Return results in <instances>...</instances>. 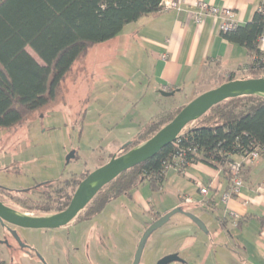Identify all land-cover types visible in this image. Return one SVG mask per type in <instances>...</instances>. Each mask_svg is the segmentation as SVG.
Segmentation results:
<instances>
[{"label":"trees","instance_id":"1","mask_svg":"<svg viewBox=\"0 0 264 264\" xmlns=\"http://www.w3.org/2000/svg\"><path fill=\"white\" fill-rule=\"evenodd\" d=\"M162 0H0V129L12 128L62 94L64 83L75 75L90 50L117 37L124 27L161 9ZM230 42L244 45L250 62L247 77L264 76V3L251 21L222 32ZM31 48L39 60L28 50ZM225 71L227 81L239 79ZM74 78V76H73ZM185 104L150 120L132 144L118 155L152 137L171 121ZM201 126H193L195 123ZM257 151L264 158V95H241L214 105L190 122L176 140L154 157L119 174L106 184L70 222L88 220L108 202L132 198L136 189L149 184L160 191L170 167L183 172L188 165L206 163L221 169L232 181L228 164ZM178 157V159H176ZM249 165V164H248ZM244 166L243 178L245 179ZM91 170L59 183L49 182L41 195L31 196L0 188V200L19 205L22 212L46 215L65 209L82 179ZM162 215L159 214L155 219ZM69 223V224H70ZM241 224V221H239Z\"/></svg>","mask_w":264,"mask_h":264},{"label":"crops","instance_id":"2","mask_svg":"<svg viewBox=\"0 0 264 264\" xmlns=\"http://www.w3.org/2000/svg\"><path fill=\"white\" fill-rule=\"evenodd\" d=\"M180 1V9L159 10L145 15L127 24L120 33L124 37L125 49L136 60L140 79L147 80L149 84L145 93L153 88L159 93L161 90H176L196 96V88L211 65L218 66L224 72L247 74L246 66L251 60L248 49L223 36L220 29L221 19L208 15L201 23H197L191 12L198 10L195 2L206 1L218 9H232L238 25H245L252 20L263 0ZM161 96L166 98L171 95ZM178 106L179 104L173 105L169 110ZM151 115L149 114L150 118L144 125L134 131L128 129L123 138L117 139L108 158L102 156L107 154L103 151L99 157L101 163L96 162L95 169L109 161L125 143L134 140L143 127L157 116ZM235 158L241 160V156ZM198 181L209 187L207 196L200 193ZM229 185V180L221 169L197 162L188 165L183 172L170 167L160 191H153L149 184H144L134 191L132 198L124 196L126 200H123L121 196L107 205L120 211L122 206L127 209L128 212H123L121 216L125 220L139 217V236L156 220L155 217L177 207L201 217L207 231L184 213V217L173 219L172 216L169 224L163 227L162 236L172 244V248L167 249L164 254L187 252L184 260L169 264H189L187 258L198 257L201 252L208 256L210 254L215 261L221 255V259L226 262L224 264H264V158L258 157L248 165L240 193L226 203L222 197ZM15 208L22 211L20 207ZM104 209L91 219L75 223L80 225L90 222L103 213ZM231 211L238 213L240 218L236 220ZM111 216L113 218L115 214ZM13 228L17 230L21 241L10 237V234L0 233V264H8L9 255L12 256V263L23 258L35 261V264H47L46 261L49 264H58V260H63L66 264H101L92 260L94 253L98 258L105 257L101 256L103 253L99 250H82V243L78 244L79 239L74 241L70 236L51 238L45 242L38 237L39 231L17 226ZM105 230L104 227L99 231L92 227L91 234L97 239L95 246L109 237L110 231ZM123 231L125 230L121 232ZM235 253L238 261L234 258Z\"/></svg>","mask_w":264,"mask_h":264},{"label":"rangeland","instance_id":"3","mask_svg":"<svg viewBox=\"0 0 264 264\" xmlns=\"http://www.w3.org/2000/svg\"><path fill=\"white\" fill-rule=\"evenodd\" d=\"M125 47L121 34L111 42L93 47L86 62L79 63L75 75L72 73L71 78L65 81L63 92L56 101L37 110L17 126L0 129V188L37 196L46 190L49 182L59 183L74 174L79 176L86 170L93 171L96 162L101 163L99 157L103 151L107 154L102 156L108 158L116 140L123 138L128 129L134 131L144 125L150 118L149 114L156 116L173 105H186L197 95L226 82L224 71L211 65L196 88V96L176 92L165 98L153 88L145 93L149 84L147 80L140 79L136 60ZM28 50L39 60L31 48ZM238 76L247 78L248 74ZM195 124L193 126L203 123ZM121 199L126 200L124 196ZM7 203L20 207L10 200ZM111 207L107 205L103 213L80 225L72 222L59 228L27 229L39 231L38 237L45 242L64 236L73 237L74 241L79 239L82 250L103 253V259L95 253L92 259L101 264H157L165 256V251L172 248L170 241L162 236V229L169 224L168 221L150 234L137 260L143 235L139 236L137 232L140 230V218L125 220L121 216L128 212L127 209L122 206L120 211ZM111 214L115 216L112 218ZM180 217H184L181 212L173 215V219ZM93 226L98 231L102 227L110 231L109 237L102 239L97 246L96 236L91 234ZM0 233L10 234L1 222ZM179 254L184 260L187 252L179 251ZM234 258L239 260L236 253ZM187 259L189 264L226 263L221 255L215 261L210 254L202 252L198 257ZM7 261L8 264H35V261L23 258L12 263L11 255ZM58 264L66 263L58 260Z\"/></svg>","mask_w":264,"mask_h":264},{"label":"water","instance_id":"4","mask_svg":"<svg viewBox=\"0 0 264 264\" xmlns=\"http://www.w3.org/2000/svg\"><path fill=\"white\" fill-rule=\"evenodd\" d=\"M175 92L176 90L160 91V93L165 96L174 95ZM253 94L264 95V76L239 78L227 81L197 95L193 100L184 105L171 121L166 123L145 142L132 147L128 151L119 155L114 154L109 161L89 172L76 187L72 199L65 209L46 215H35L19 211L15 207L0 200L1 224L3 227H6L8 233L18 241L21 240L17 230L14 229L13 226L23 228H59L69 224L106 184L127 169L154 157L165 146L174 142L190 122L199 119L214 105L231 97ZM131 144L132 141H128L122 146V149ZM178 212L184 213L201 229L207 231L205 222L200 217L190 211L184 210L182 207H177L153 221L146 228L138 246L136 254L137 260L141 255L144 243L150 234L156 229L162 227ZM180 260H182V258L178 253H171L162 257L157 264H169Z\"/></svg>","mask_w":264,"mask_h":264},{"label":"built area","instance_id":"5","mask_svg":"<svg viewBox=\"0 0 264 264\" xmlns=\"http://www.w3.org/2000/svg\"><path fill=\"white\" fill-rule=\"evenodd\" d=\"M262 2L264 3V0ZM180 5V0H162L160 10L180 9ZM195 6L198 10L195 12H191V15L197 23H201L206 16L213 15L221 19L220 29L222 32L233 30L238 26V23L234 16V11L232 9H218L217 7L208 4L206 1H197L195 2ZM258 157V152L253 151L244 155L241 160L233 161L228 164V168L232 175V181L230 182V185L226 192L223 194L222 200L224 202L228 203L233 197L240 193L241 188L244 185V166L252 163L253 160L257 159ZM176 159H178V157ZM197 185L202 195L207 196L209 194L208 186L199 181L197 182ZM231 214L235 217L236 220L240 218V215L234 211H231Z\"/></svg>","mask_w":264,"mask_h":264}]
</instances>
